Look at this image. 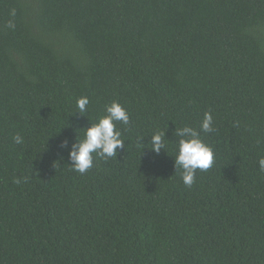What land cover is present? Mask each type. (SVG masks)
<instances>
[{"label":"trees","instance_id":"16d2710c","mask_svg":"<svg viewBox=\"0 0 264 264\" xmlns=\"http://www.w3.org/2000/svg\"><path fill=\"white\" fill-rule=\"evenodd\" d=\"M113 101L125 146L81 175L58 146ZM184 126L214 154L191 188ZM261 157L264 0H0V264H264Z\"/></svg>","mask_w":264,"mask_h":264},{"label":"clouds","instance_id":"9594fccd","mask_svg":"<svg viewBox=\"0 0 264 264\" xmlns=\"http://www.w3.org/2000/svg\"><path fill=\"white\" fill-rule=\"evenodd\" d=\"M15 16V10L11 12ZM9 28H14L12 21L8 23ZM90 101L88 97H80L76 100V113L81 116L88 111ZM117 123L127 125L129 123V114L127 110L118 102L105 106V114L97 118L95 123L89 121L86 128H77L75 130V139L69 148V140L64 139L60 142L59 148L68 153L70 167L77 173L83 175L92 166L95 154L104 160L117 156V150L125 146L122 132L117 128ZM213 119L210 113H205L204 119L200 124V131L203 133H212ZM83 132V138L78 139V132ZM175 136L178 137L176 152L173 158L175 172L179 170L183 184L191 188L195 182L197 170L206 171L214 162L212 148L204 143L200 138V133L190 126L176 128ZM150 140L151 151L159 154L165 148V132L153 134ZM14 143L20 144L23 138L17 134L13 138ZM259 170L264 173V157L258 159Z\"/></svg>","mask_w":264,"mask_h":264}]
</instances>
